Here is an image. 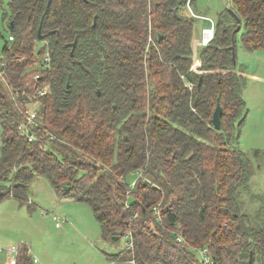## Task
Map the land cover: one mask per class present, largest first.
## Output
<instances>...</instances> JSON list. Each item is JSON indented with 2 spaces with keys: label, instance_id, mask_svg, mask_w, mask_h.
<instances>
[{
  "label": "trees",
  "instance_id": "16d2710c",
  "mask_svg": "<svg viewBox=\"0 0 264 264\" xmlns=\"http://www.w3.org/2000/svg\"><path fill=\"white\" fill-rule=\"evenodd\" d=\"M193 4L8 2L2 79L21 106L38 87L48 92L38 98V140L29 142L0 80V182L10 177L0 201L31 209L28 186L43 177L56 195L89 206L102 241L125 236L131 243L104 254L110 262L200 264L196 250L206 248L214 264H264V196L254 216L243 212L240 192L251 169L230 142L244 109L235 34L242 30L246 50L263 48L264 0H231L194 70L193 20L182 13ZM46 51L44 71L36 64ZM17 264H31L25 247Z\"/></svg>",
  "mask_w": 264,
  "mask_h": 264
},
{
  "label": "rangeland",
  "instance_id": "374dc122",
  "mask_svg": "<svg viewBox=\"0 0 264 264\" xmlns=\"http://www.w3.org/2000/svg\"><path fill=\"white\" fill-rule=\"evenodd\" d=\"M10 1L0 0V34L4 37L7 36V18L4 15ZM230 8L231 0H194L190 9H185L193 20L191 43L194 49L202 42L207 46L212 41L217 15L224 12L229 16L227 9ZM241 35L242 30L235 34V61L236 71L241 72L244 81V109L239 116L242 122L239 125L238 119L234 122L236 130L231 134L230 142L245 153L249 161L251 176L248 188L240 192L239 199L243 212L253 215L260 205V196H264V46L248 51L241 44ZM2 43L0 36V49ZM197 56H192L194 66L201 64ZM36 66L38 68V62ZM0 80L10 98L11 90L4 79ZM26 106L29 108L35 104L27 103ZM127 180L133 182L136 176H129ZM9 181L10 177L0 182V186L6 190L10 186ZM27 194L31 209L25 204L19 205L12 198L0 201V264L7 263L6 250L16 246L27 249L31 264H131L128 261L110 262L105 258L104 254H116L125 249L127 239L124 236L113 243L102 241L99 225L88 205L56 195L43 177L32 180ZM53 215L66 218L69 224L56 228Z\"/></svg>",
  "mask_w": 264,
  "mask_h": 264
},
{
  "label": "built area",
  "instance_id": "2783aa9c",
  "mask_svg": "<svg viewBox=\"0 0 264 264\" xmlns=\"http://www.w3.org/2000/svg\"><path fill=\"white\" fill-rule=\"evenodd\" d=\"M212 37V36H211ZM13 37L11 35L8 36V41H12ZM50 64V56L49 53L46 51L38 60V67L42 70L49 69ZM4 67H5V60L4 56L0 53V78H3L4 74ZM37 76V75H36ZM34 76V77H36ZM48 92V86L42 85L36 89V92L32 98L29 99L28 102H25L24 106L19 104L20 94L18 92L12 93L10 100L12 101L14 107L17 109L18 113L21 115L22 119L19 122L17 129L20 135H22L26 140L29 142L37 141L38 137L35 133L36 128H40V124L36 122L37 111H38V98L45 96ZM29 98V97H28ZM27 103H34L35 106L27 107ZM134 181L132 182V186L134 185ZM53 220L55 221V227L59 228L64 223H68L66 218H59L56 215L52 216ZM126 238V237H125ZM131 243L126 241V248H130ZM19 246L10 247L6 250L8 260L6 264H17V257L19 253ZM197 258L200 264H214L213 260L206 248H198L196 250ZM131 264H134L130 262Z\"/></svg>",
  "mask_w": 264,
  "mask_h": 264
},
{
  "label": "water",
  "instance_id": "95a60500",
  "mask_svg": "<svg viewBox=\"0 0 264 264\" xmlns=\"http://www.w3.org/2000/svg\"><path fill=\"white\" fill-rule=\"evenodd\" d=\"M232 15H233V18L235 19V22L238 23L239 18L235 14H232ZM11 28H12V22H9L8 29L11 30ZM238 30H239V26L236 27L235 31L237 32ZM37 40H39V41L42 40V35L40 34V30L37 31ZM221 114H222L221 107L219 104H217L214 111H213V114H212V125H213L214 129L218 130L220 128ZM0 195H1V193H0ZM112 240L116 241L117 237H113Z\"/></svg>",
  "mask_w": 264,
  "mask_h": 264
},
{
  "label": "crops",
  "instance_id": "0c3cea01",
  "mask_svg": "<svg viewBox=\"0 0 264 264\" xmlns=\"http://www.w3.org/2000/svg\"><path fill=\"white\" fill-rule=\"evenodd\" d=\"M190 7L191 6H189V5H185L183 8H182V13H183V15H185V16H187V17H191V15L186 11L185 12V9H190ZM192 42V41H191ZM201 46L200 47H197V48H193V45H192V43H191V47H192V53H193V55L192 56H197V55H199V53H200V50L202 49V48H204L205 46H206V43H201L200 44ZM197 51V52H196ZM196 53H197V55H196ZM198 57V56H197ZM196 57V59H200V58H197ZM199 66H194L193 64L191 65V68L194 70V69H197ZM38 177V176H37ZM72 199V198H71ZM76 201V200H75ZM64 224H66V225H68L69 224V222L68 223H64ZM24 248V247H23ZM25 250V249H24ZM26 252H27V249H26Z\"/></svg>",
  "mask_w": 264,
  "mask_h": 264
}]
</instances>
